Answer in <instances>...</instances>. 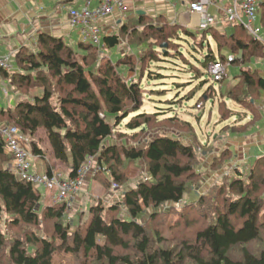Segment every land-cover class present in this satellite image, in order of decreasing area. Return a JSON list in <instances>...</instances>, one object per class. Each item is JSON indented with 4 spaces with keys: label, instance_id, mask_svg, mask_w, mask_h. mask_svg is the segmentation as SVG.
<instances>
[{
    "label": "trees",
    "instance_id": "trees-1",
    "mask_svg": "<svg viewBox=\"0 0 264 264\" xmlns=\"http://www.w3.org/2000/svg\"><path fill=\"white\" fill-rule=\"evenodd\" d=\"M162 20L147 22L141 17L138 22L127 23L122 34L106 35L104 45L107 49L117 46L121 35L142 44L147 42L148 33L149 43L155 40L170 45L182 29L166 20L161 24ZM243 32L223 33L216 27L202 32L200 46L208 47L205 66L217 59L224 61L225 50L239 56L234 63L262 56V44ZM208 35L217 44V53L208 46ZM98 51L90 43L75 49L60 37L40 32L34 50L22 47L16 54L20 71L0 69L18 93L26 95L37 90L39 94L33 99L23 98L13 109L1 108L0 122H12L29 135L36 158H53L61 165H70L69 178L76 177L82 164L96 157L98 165L109 171L118 184L126 180L121 172L125 161L128 165L145 160L149 164L148 179L127 189L122 200L108 208V217L101 202L91 206L90 221L72 230L75 218H69L66 204H44L40 189L11 172L7 162L13 156L6 151L0 135V219L6 213L11 227H39L42 219L53 221L54 227L51 237L31 231L26 238L10 239L0 230V261L56 264L59 255H69L81 264H264V156L253 161L248 174L237 171L234 178L217 186L211 203L201 198L198 204L207 216L193 240L183 239L178 246L166 247L163 243L169 237L140 221L148 208L179 203L196 186L194 147L168 134L156 136L143 147L106 143L114 135L111 118L120 123L130 113H139L143 103L140 83L126 81L123 72L125 67L133 69L134 59L142 61L143 57L127 54L117 61L109 58L97 73L90 59ZM262 89L264 76L250 66L241 69L235 86L223 87L222 95L250 108ZM57 95L60 99L55 104L53 98ZM221 117L226 120L230 116L222 112ZM150 121L147 113H140L127 125L134 130L146 127ZM40 132L46 136L47 147L36 140ZM54 166L48 161L45 173L51 175ZM254 243L256 248L252 247ZM236 248L241 251L239 258L232 256Z\"/></svg>",
    "mask_w": 264,
    "mask_h": 264
},
{
    "label": "rangeland",
    "instance_id": "rangeland-1",
    "mask_svg": "<svg viewBox=\"0 0 264 264\" xmlns=\"http://www.w3.org/2000/svg\"><path fill=\"white\" fill-rule=\"evenodd\" d=\"M156 22L158 23V21ZM163 22L164 20L161 24H164ZM239 29L240 31L244 30L241 27ZM226 31L234 33L236 27H227ZM148 34L147 36L150 38V33ZM76 36L74 34V38ZM149 38H147L146 49L141 52L142 61L134 59L135 65H131L133 69L125 67L123 72V78L126 81L140 83L142 106L139 113H130L120 123L116 122L114 118L110 119L114 127V135L106 143H115L120 147L124 144L127 147H143L156 136L168 134L194 147L195 169L198 172L196 186L185 194L181 202L166 203L158 208L150 207L140 218V221L146 222L149 228L162 230L163 234L169 237L163 245L173 247L178 246L183 239L193 240L197 229L203 224L204 216L207 215L202 214V207L198 204L201 198L204 197L211 203L210 199L217 186L234 178L239 169L244 174L249 173L250 166L247 169L238 158L234 160L229 148L224 147L233 136L238 137L245 133L243 129H239L242 127L241 123L244 122V109L222 95L223 87L237 79L236 76L240 74L241 67L237 61L234 63V60L228 67L224 80L214 82L210 77L208 67L204 64L205 52L208 47L200 46L203 42L202 38L189 37L182 31H179V35L175 34L170 45H161L155 40L149 43ZM209 44L217 52L218 46L214 40L209 39L208 46H210ZM119 47L121 46L114 50H120ZM1 53H8L7 48L2 47ZM109 54V50L100 48L97 55L90 59V65L94 71L98 73L100 68H105L106 62L110 58ZM123 54L125 58L126 53ZM232 54L225 50L226 57ZM236 57L239 58L238 55ZM255 66L264 67V58ZM0 93H2L1 86ZM38 93L37 90H31L26 95L33 99L32 94ZM59 99V95L54 96L53 102L58 104ZM222 112L230 117L223 120ZM140 113H147L151 121L145 125L146 127L129 129L128 122ZM6 122H0V126ZM36 140L40 142L41 146L47 147L46 136L43 132L39 133ZM26 148L29 149L30 146H26ZM217 155L220 157L215 162ZM50 160L55 165V172L64 178L69 177L70 165H61L53 158ZM50 160L35 157L34 166L37 172L45 173ZM91 161L92 166H98L96 157H91ZM126 162L121 167V172L124 173L126 179L122 184L115 182L111 173L104 168L96 172L94 176L90 173L86 177L82 190L76 194L68 214L70 219L75 218L74 221H71L74 222L72 230L77 229L79 224L90 221L91 206L101 202L106 208L105 216L108 217V208L122 200L127 189L136 187L138 183L148 179L149 164L147 161L130 162L128 165ZM7 164L10 167L12 161H8ZM51 191L57 193L56 190ZM54 199L49 194L43 198V202L44 204L53 202ZM154 213H157L156 216H151ZM123 214L126 212L121 215ZM209 214H213L212 211ZM10 220V216L6 213L0 219V230L10 239L17 236L26 238L31 231L45 237H51L54 232L51 220L42 219L39 227L31 228L11 227ZM171 234H174V237ZM252 247L256 248L257 243H254ZM232 256L235 258L241 256L239 248L233 250ZM58 259L56 264L82 263L69 255L66 257L59 255ZM0 264L8 263L3 260L0 261Z\"/></svg>",
    "mask_w": 264,
    "mask_h": 264
},
{
    "label": "crops",
    "instance_id": "crops-1",
    "mask_svg": "<svg viewBox=\"0 0 264 264\" xmlns=\"http://www.w3.org/2000/svg\"><path fill=\"white\" fill-rule=\"evenodd\" d=\"M217 6H212L210 11L217 14L223 8L229 6L232 0H215ZM98 2H93L91 7H95ZM86 5L84 0H0V54L11 55L13 71H20L16 62V54L22 47H27L34 50L38 34L40 32H47L56 37L62 38L71 47L78 49L80 44H89L84 37V28H74L70 25V8L82 9ZM219 15V13H218ZM144 18V21H152L154 19H164L171 23L178 24L185 34L195 33L200 38L198 24L200 22V15L190 11L189 0H128L127 9L125 12L116 11L112 16L101 20L99 22L102 28V44L103 38L106 35L114 33L122 34L123 26L127 23L138 22L139 18ZM261 27V38L264 41V1L261 3L259 10V17L257 22ZM234 26L228 24L221 19L216 28L223 33L227 27ZM236 27L234 33H239V27ZM141 30V28H139ZM245 32V31H244ZM248 34V32H245ZM74 34L77 36L74 38ZM233 34V33H230ZM195 38L193 36H189ZM212 37L208 35V39ZM253 38V37H252ZM125 35H121V42L113 48H106L109 50V57L114 61L126 55H140L146 49V42L142 44L132 43ZM128 40L127 43L125 41ZM213 40V39H212ZM91 44V43H90ZM137 45V47H136ZM118 46L120 50H114ZM262 52L264 53V45L262 44ZM6 47L8 53L2 54L1 48ZM144 47V48H143ZM215 51V50H214ZM82 52V51H81ZM217 53V52H216ZM235 58L237 54H232ZM264 58L262 56H255L250 61L245 63L240 62L239 66L242 68L253 67L264 76V67H256ZM236 80L227 86H235L239 82V75ZM0 86L2 93H0V109L14 108L15 105L23 98H30L28 95L18 93L12 86L9 77H6L0 72ZM264 89L260 91L252 101V107L245 108L240 104L244 110V122L241 126L244 127V135L233 136L229 139L230 142L224 146L229 148L234 160L239 159L247 169L253 161L264 156ZM39 94V93H38ZM32 97L37 94H32ZM32 99V98H30ZM43 160V159H42ZM48 168V167H47ZM239 171H241L239 169ZM243 172V171H242ZM43 198L49 194L53 199L56 195L55 191L41 190ZM52 201V199H51ZM55 203L48 202L47 204Z\"/></svg>",
    "mask_w": 264,
    "mask_h": 264
},
{
    "label": "built area",
    "instance_id": "built-area-1",
    "mask_svg": "<svg viewBox=\"0 0 264 264\" xmlns=\"http://www.w3.org/2000/svg\"><path fill=\"white\" fill-rule=\"evenodd\" d=\"M86 5L82 9L70 8V25L74 28L83 27L85 40L97 46L102 44V28L99 25L116 11L125 12L128 0H84ZM264 0H232L229 6L219 8L221 11L213 14L210 11L212 6H217L215 0H189L191 12L200 15L198 30L207 31L216 27L221 19L228 24L241 27L246 30L253 39L264 45L261 38L262 27L257 23L261 3ZM93 2H98L95 7H91ZM11 55L0 54V69L12 72L13 65ZM235 60L233 55L226 57L224 61L217 59L210 62L208 72L214 82H222L227 74L228 67ZM0 135L5 142L6 151L13 156L12 165L9 167L19 179L32 183L35 187L43 191L56 190V203L66 204L67 213L71 210L72 202L76 194L82 190V186L90 173L94 174L102 168L92 166L91 158L84 162L74 178H64L61 174L53 172L38 173L34 166L35 155L32 151L31 137L20 130L12 123H4L0 126ZM26 146H30L29 149Z\"/></svg>",
    "mask_w": 264,
    "mask_h": 264
}]
</instances>
